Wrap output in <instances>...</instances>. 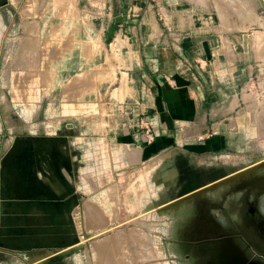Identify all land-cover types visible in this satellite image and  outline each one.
Segmentation results:
<instances>
[{"label": "rangeland", "instance_id": "1", "mask_svg": "<svg viewBox=\"0 0 264 264\" xmlns=\"http://www.w3.org/2000/svg\"><path fill=\"white\" fill-rule=\"evenodd\" d=\"M107 1L0 0V264H240L238 250L264 264V0H203L199 34L247 68L230 73L242 100L218 151L215 100L188 113L137 97L140 58L94 24ZM72 23L106 48L98 62L57 41Z\"/></svg>", "mask_w": 264, "mask_h": 264}, {"label": "crops", "instance_id": "2", "mask_svg": "<svg viewBox=\"0 0 264 264\" xmlns=\"http://www.w3.org/2000/svg\"><path fill=\"white\" fill-rule=\"evenodd\" d=\"M68 2L70 0H66L64 9L70 6ZM102 2L105 3V0ZM107 2L110 12L102 17L98 15L99 18L94 19V24L102 26L99 36L104 46L107 42L116 43L121 40L126 43L121 49L125 54L140 58L137 66L126 70L135 73L139 78L144 77L147 81L145 87L140 88L137 97L157 100L159 107L165 100L177 111L182 109L188 113L200 100H210L213 103L215 100L216 116L211 130L214 128L217 132L216 136L219 137L214 139L216 145L209 148L216 147L212 149L218 151L228 146L224 138L227 137L226 130L230 128L232 121L231 103L242 100L238 89L239 83L230 73L243 72L247 69L242 63L234 64L237 58L242 62L245 52L234 49L224 50V47L217 48L212 42H206L208 37L203 38L199 34L196 25L207 19L206 15L201 14L204 8L203 0H108ZM61 6H58L59 9ZM212 17L210 15L208 19L211 20ZM75 24L72 23L63 30L57 41L60 43L63 40L75 39L74 48L78 46V52L75 54L78 56L79 64L81 67H87L98 62L99 57L105 54L106 48L102 55L96 52V43L81 42L80 29ZM161 24H166L168 31L186 32V35L179 39L178 45H174L177 34L166 32ZM107 25L110 26L109 29L105 28ZM170 25L176 26L170 28L168 27ZM62 47L65 52L60 55L66 58V67L72 62L74 53L68 52L65 46ZM208 61L215 77L207 97L205 86L199 80L197 73L208 65ZM185 74H189L188 77ZM139 149V153L146 157L148 150L153 147L145 146ZM91 214L93 217L96 216L95 213Z\"/></svg>", "mask_w": 264, "mask_h": 264}, {"label": "bare ground", "instance_id": "3", "mask_svg": "<svg viewBox=\"0 0 264 264\" xmlns=\"http://www.w3.org/2000/svg\"><path fill=\"white\" fill-rule=\"evenodd\" d=\"M29 40H30V39H29ZM151 166H152V165H151ZM136 169H137V168H136ZM136 169H135V170H136ZM140 170H141V169H140ZM144 170H146V169H144ZM147 171H148V170H146V172H147ZM136 172H137V170H136ZM139 172H140V175H141V174H142V173H141L142 171H139ZM133 173H134V172H133ZM126 174H127V173H126ZM131 174H132V173H131ZM134 174H135V173H134ZM128 175H129V174H128ZM132 175H133V174H132ZM136 175H137V174H136ZM138 175H139V174H138ZM142 175H143V174H142ZM142 175H141V176H142ZM126 176H127V175H126ZM129 176H131V175H129ZM131 177H132V176H131ZM138 177H140V176H138ZM138 177H136V178H138ZM133 178H135V177H133ZM142 178H144V177H142ZM145 179H146V177H145ZM130 181H131V180H130ZM141 181H142V180H141ZM127 185H128V187H129V184H127ZM130 185H131V183H130ZM133 186H134V185H133ZM137 186H138V185H137ZM125 187H126V190L129 189V188L127 189V186H125ZM125 187H124V188H125ZM135 188H136V187H135ZM138 188H139V187H138ZM138 188H137V189H138ZM130 190H132V189L130 188ZM122 191H123V189H122ZM124 191H125V189H124ZM134 191H135V190H134ZM120 193H121V192H120ZM120 193L118 194L119 196H120ZM127 193H128V192H127ZM136 193H137V191H136ZM136 193H135V194H136ZM115 194H116V193H115ZM125 194H126V193H125ZM123 196H124V195H123ZM125 196H126V195H125ZM125 196H124V197H125ZM120 197H122V196H120ZM124 197H122V198L125 199ZM122 198H121V202L123 201ZM103 200H104V199H103ZM126 200H127V198H126ZM126 200H124V202H125ZM124 202H123V203H124ZM128 203H129V202H128ZM125 204H126V203H125ZM112 205L114 206V204H112ZM123 205H124V204H123ZM91 207L93 208V206H91ZM94 207H95V206H94ZM100 208H102V207H100ZM146 208H147V207H146ZM87 209H88V208H87ZM98 209H99V208H98ZM90 210H91V208H90ZM92 211H93V210H91V213H95V212H92ZM95 214L98 215L97 213H95ZM99 214H102V213H99ZM103 216H107V215H103ZM95 217H96V216H95ZM101 218H102V217H101ZM104 218H107V217H104ZM108 218H109V217H108ZM102 219H103V218H102ZM88 220H89V219H88ZM96 220H97V219H96ZM109 220H110V219H109ZM94 221H95V220H94ZM91 222H92V221H91ZM97 222H98V221H97ZM97 222H96V223H97ZM110 222H111V221H110ZM92 223H93V222H92ZM107 223H109V222H107ZM98 224H99V223H98ZM105 224H106V223H105ZM105 224H104V226H105ZM95 225H97V224H95ZM98 226H100V224H99ZM100 227H101V226H100ZM96 228H97V226H96ZM110 228H111V227H110ZM100 231H101V230H100ZM227 243H228L229 245H231L233 242H232V241H228ZM232 248L235 249V250L237 251L236 247H234L233 245H232ZM229 249H230V248H229ZM240 261H241V260H240Z\"/></svg>", "mask_w": 264, "mask_h": 264}, {"label": "water", "instance_id": "4", "mask_svg": "<svg viewBox=\"0 0 264 264\" xmlns=\"http://www.w3.org/2000/svg\"><path fill=\"white\" fill-rule=\"evenodd\" d=\"M229 241H231V240H229ZM232 245L235 247V244H234V243H232V244L230 245V247H232ZM236 247H237V246H236ZM237 253H238L237 256H238V258H239L238 262H239L240 264H255V263H252V262H250L249 260H247V258H245V256L242 254V252H241L240 250H238ZM240 260H241V261H240Z\"/></svg>", "mask_w": 264, "mask_h": 264}]
</instances>
